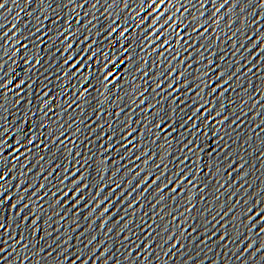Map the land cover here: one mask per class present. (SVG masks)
I'll use <instances>...</instances> for the list:
<instances>
[{
  "label": "snow or ice",
  "instance_id": "obj_1",
  "mask_svg": "<svg viewBox=\"0 0 264 264\" xmlns=\"http://www.w3.org/2000/svg\"><path fill=\"white\" fill-rule=\"evenodd\" d=\"M19 2L0 264H264V0Z\"/></svg>",
  "mask_w": 264,
  "mask_h": 264
},
{
  "label": "water",
  "instance_id": "obj_2",
  "mask_svg": "<svg viewBox=\"0 0 264 264\" xmlns=\"http://www.w3.org/2000/svg\"><path fill=\"white\" fill-rule=\"evenodd\" d=\"M251 127V121L250 120H246V122H245V125H244V128L245 129H247V128H250ZM111 166V165H110ZM256 167L258 168V164L256 165ZM258 175V173H253V176L252 177H250V179L251 178H255L256 176ZM102 234V233H101ZM99 251H100V249H98L97 250V255H99ZM195 250L193 249V252H194ZM218 253H222V250L221 249H213L212 250V252L211 253H209L208 254V256H209V261L211 260V259H213V258H215L216 257V255L218 254ZM202 255H203V253H202ZM119 258H121V257H119V256H117L116 255V252H115V249H113V260H116V259H119ZM221 258L222 259H227V257H223V256H221ZM196 259V257L195 256H193V260H195ZM177 260V257H173V264H175V261ZM97 264H99V261L97 262ZM190 264H191V262H190ZM206 264H207V262H206Z\"/></svg>",
  "mask_w": 264,
  "mask_h": 264
}]
</instances>
